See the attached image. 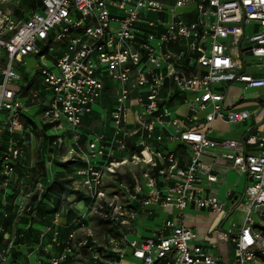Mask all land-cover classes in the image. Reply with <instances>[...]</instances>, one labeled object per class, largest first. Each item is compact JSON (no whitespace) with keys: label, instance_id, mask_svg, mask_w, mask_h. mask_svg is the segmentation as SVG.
<instances>
[{"label":"built area","instance_id":"obj_1","mask_svg":"<svg viewBox=\"0 0 264 264\" xmlns=\"http://www.w3.org/2000/svg\"><path fill=\"white\" fill-rule=\"evenodd\" d=\"M40 2L24 20H18L13 9L0 7V139L6 141L0 189L12 179L23 155L18 141L26 127L61 129L65 120L74 135L69 146L74 154L84 118L96 114L97 103L112 100L106 120L115 126L113 136L95 133L85 143V184L93 199L103 195L107 174L134 165L137 168L128 173V202L115 194L109 203L115 228L121 220L135 222L138 213L151 214L154 206L179 214L142 241L109 233L106 253L92 246L95 259L122 264L130 250L137 264H262L264 110L256 114L255 127L244 141L213 139L212 125L217 119L238 125L252 118L253 112L226 105V96L235 85H243L244 91L264 89V0H175L174 5L161 0ZM54 44L61 46L54 68L42 66L28 79L18 73L17 66L26 65L27 57H42ZM248 56L253 59L251 70ZM39 77L43 94L53 96L45 99L40 125L26 116L43 101L35 86ZM179 97L191 107L188 119L173 118L167 109ZM158 129L162 133L156 134ZM32 136L22 146L32 144ZM56 137L54 145L61 149L64 137ZM169 144L185 149L187 161L181 163L178 149L169 151ZM118 153L125 155L117 159ZM221 169L247 177L240 205L234 201L229 207L219 199ZM42 187L39 183L38 190ZM21 198L17 205L24 202L18 203ZM241 205L242 225L210 232L201 243H195L198 235L184 224L187 211L227 217ZM220 242L230 246L228 261L219 253ZM6 259L0 253V264ZM63 259L50 257V264Z\"/></svg>","mask_w":264,"mask_h":264},{"label":"rangeland","instance_id":"obj_2","mask_svg":"<svg viewBox=\"0 0 264 264\" xmlns=\"http://www.w3.org/2000/svg\"><path fill=\"white\" fill-rule=\"evenodd\" d=\"M162 2L174 5L175 0H161ZM37 0H10L5 3H0V7L11 8L15 11L18 20H24L33 10L36 8ZM181 11V10H178ZM214 22V21H213ZM60 44L52 45L51 51L42 56H30L27 57L24 61L26 65H18L17 71L22 75L23 78L28 79L31 75H34L38 70L43 67L54 68V55H56L60 49ZM248 63V70H251L250 65L253 64V59L251 56H248L246 59ZM36 88L39 92H42V102H39L36 106L30 107L29 112L26 115L32 121L41 124L42 120V107L44 106L46 100L50 101L53 97L49 93L44 92V85L42 78L39 77L35 82ZM237 89L241 88V85H235ZM244 102L240 103L234 110L235 111H250L260 107V102L264 103V90L258 94L256 90L249 89L243 91ZM47 97V98H46ZM179 100L167 109L172 113L173 118H185L188 119L192 116L191 107L182 103ZM94 111L101 112L102 115H105L104 120H106L107 109H103L101 103H97L94 106ZM99 124V123H98ZM96 124L93 126L92 130L96 131L99 129V125ZM252 120L245 122L239 126L233 125V131L230 132H215L213 131V138L217 140H244L254 129ZM106 128V127H105ZM174 131V129H173ZM32 136V144L24 148V152L29 155V160L32 163V166L38 165V171L31 173L30 178L32 181L30 183H25L22 191L24 202L22 203L23 198H21L18 203H22L20 209H16L14 203L8 196H5L4 190L0 189V193L4 196L2 197L3 205L11 213H24V212H33V209L41 207L44 212H49L50 209L53 211L51 203L47 202V195L50 191L48 185L43 184L42 191H38L35 182L39 180V177H42L41 166L43 160L45 162V154L51 153L50 161L53 165L62 166L67 163L70 171L68 175L61 174L59 184L63 187L61 196L59 197V203L57 204L55 213L64 215L62 219L52 221V224L56 226L58 223L57 234L50 231L48 227L42 230V242L43 243H52V251H56V254H50L49 257L52 258H65L61 261L60 264H98L97 260L94 257V254L91 253L90 249H87L84 245L88 236L94 239L101 247L107 245L108 238H106L105 233L109 229L114 230L113 234L118 235L116 238L121 239L124 235H128L130 240L141 237L145 235L143 225L147 226L155 225L154 222H148L144 218L146 215L138 213V219L135 222H132L130 225L125 223V221L120 222L115 228L114 225L108 224V212L110 210L109 203L114 199V195H120V198L127 203L130 192H131V180L128 178V173L130 170H135L134 167H124L121 171L116 174H107L105 177V187L101 189L103 194L101 197L93 199L94 193L90 190L89 186L85 184V143L89 140V133L85 131V128L79 130L78 135L80 136L79 147L76 148V153L70 154L69 146L72 145L73 134L70 130V127L63 120V126L61 129H40L38 127H26L25 130L19 133L21 141H28ZM64 137V145L61 149H57L53 142L55 141V136ZM20 144H18L19 146ZM21 146V145H20ZM178 144H170L171 150H177ZM50 157V155H48ZM121 155H117V159H121ZM120 157V158H119ZM103 160L98 158L97 161ZM46 165V164H45ZM73 170V172H71ZM60 172V171H59ZM234 171L229 173L225 178V186L221 190V195L227 203L232 205L236 200L238 205L241 204L242 199L244 198L245 190L247 188V183L245 182V177H241ZM239 183V186L232 195H229V192L233 190L231 186L235 182ZM54 182V180L52 181ZM8 194L13 195L12 192ZM2 196V195H0ZM53 204V203H52ZM193 212L187 211L186 213ZM244 211L242 205L237 208V210L231 215L230 220L225 224L224 231L229 230L233 224L242 225L244 220ZM144 217V218H143ZM106 219V220H105ZM111 220V219H109ZM255 222L257 225L262 224V220L255 216ZM114 223V222H113ZM138 231L136 233V231ZM27 242H33L34 234L30 233ZM73 235L74 239H71L70 236ZM37 236V234H36ZM57 247L58 249H55ZM46 264H50L46 263ZM264 264V262H262Z\"/></svg>","mask_w":264,"mask_h":264},{"label":"crops","instance_id":"obj_3","mask_svg":"<svg viewBox=\"0 0 264 264\" xmlns=\"http://www.w3.org/2000/svg\"><path fill=\"white\" fill-rule=\"evenodd\" d=\"M241 86L242 87L239 89L234 87V88H232L231 91H229L228 95L226 96V105L230 106L233 104L236 108L240 103L244 102L240 98L243 96L242 92L244 91L245 87L243 85H241ZM261 90H264V89L256 90V92L259 94L261 92ZM112 102H113L112 100H107V101L104 100L102 102L103 109L104 108L107 109V112L109 110H111V108L113 106ZM262 103L263 102H260V107H258V109L253 111L252 118L249 119V120H252V123L254 126H255V122H256V114L260 113L261 111L264 110V104H262ZM101 114H102L101 112L100 113L96 112V114H94V116L87 117L86 119L84 118V120H83V124L81 126V129L85 128V131L89 133V140L92 138L93 134H95V133L103 134L107 137H112L114 134L115 126H114L113 122L102 119L100 116ZM93 118H95L96 120H92ZM248 121H246V122H248ZM96 124H98L100 127L96 131H93L92 128ZM241 124H243V123H241ZM241 124H238L237 126H239ZM212 128H213V131H215V132L233 131V125L229 124L228 122H226L225 120H222V119H217L213 123ZM159 133H162L161 129H158L156 131V134H159ZM212 138H213V135H212ZM213 139H215V138H213ZM219 141H222V140H219ZM233 141H244V140H233ZM5 146H6V141L0 139V157L6 153ZM168 148H169V151H177V150H171L170 144H169ZM177 149H178V147H177ZM118 154L121 155L120 156L121 158H123V156L125 155L123 153H118ZM186 155H187V152L185 149H183V148L178 149V157H179L180 162L182 161L184 163L187 161ZM206 160L210 161V159H206ZM31 166H32V163H31ZM130 167H132V168L134 167V169L137 168V167L135 168L134 165H130L129 168ZM51 168H52V166L49 168L50 179L53 178ZM1 169H2V166L0 165V171H1ZM233 171L234 170L221 169L222 184L219 188H216V192L218 194L219 199L222 202H227L223 199L224 197L221 195V190L225 186V183H226L225 178L229 173H231ZM234 172L240 175L239 180L241 179V177H245L246 178L245 182L247 183V186L249 185V181L245 175H243L237 171H234ZM238 186H239V183L237 181L233 184V186H231V188L233 190H231L229 192V195H232L234 193V190H236L238 188ZM11 187H13V184H11V180H10L4 187L1 188V190H4L7 192V191L11 190L10 189ZM18 195L23 197L20 190H19ZM150 212H151V214H148V215L143 214V215H146L144 217H148V218H144V217L143 218L148 222H154L155 225H151V226H147V224L143 225L145 235L143 234V235H141V237L133 239V240L142 241L143 239L150 237L152 235V232L163 221H165L167 219H171V218H173L179 214V212L177 210H172L171 208H162L159 206L152 207ZM19 216L23 217V219H17L18 222L16 224H14V226L8 227L7 230L5 228L2 229V234L5 236V239L11 238L10 241H8V240L4 241L3 240L0 242V253L4 254L7 257L5 264H36L38 261H40L42 264L49 263L50 254L54 255V254H56V251L51 250V248L53 246L51 244V242H49V244L47 246L45 245V243L44 244L42 243L43 240H42V238H40L42 236V234H41L42 231L38 232V230H36V226L38 223L37 221H40L41 217H39L37 211H35V210L31 213L21 214ZM57 217H59V220H60V219H62L63 215L60 216L59 214H56L54 216V219H57ZM230 218H231V215H228L227 217H223V216H217L216 214H213L210 212H197V213L189 212L184 219V224L187 227L192 228L196 232V234L198 235L197 239L195 240V243H201L203 241L204 236H206L210 232H215L216 230L224 229L226 222L228 220H230ZM54 219L51 220V223L49 225H47V227L50 231L56 233L58 230V226L57 225L55 226L52 224V221H54ZM137 219H138V216H137ZM21 229H23V231H24L23 235L26 236L30 233H33L34 235L37 234V238H35V240H33V242H31V243L26 242L25 236H22L21 232L19 233V230H21ZM137 232L138 231H136V233ZM127 239L130 240L128 237H127ZM36 240L39 241L40 243H38ZM130 241H132V240H130ZM55 249H58V248L55 247ZM219 250H220L219 253L224 257V259L226 261H228L231 257L230 246L224 242H220L219 243ZM7 253H8V255H7ZM130 253H131L130 250H128V252H127L128 255L125 257L122 264H137L132 259ZM43 261H46V263H43Z\"/></svg>","mask_w":264,"mask_h":264},{"label":"trees","instance_id":"obj_4","mask_svg":"<svg viewBox=\"0 0 264 264\" xmlns=\"http://www.w3.org/2000/svg\"><path fill=\"white\" fill-rule=\"evenodd\" d=\"M40 4H41L40 0H37V5H36L35 9H37L40 6ZM105 101H107V99ZM111 111H112V108L108 112H111ZM92 120H96V119L93 118ZM33 127H36V126H33ZM51 127H52V125H45L42 128V130L45 129V128L50 130ZM56 139H57V137L55 136V141H56ZM55 141L53 142V144L55 143ZM23 142L24 141H21V139L19 138L18 144L21 145V146L19 145V147L23 148V155L21 156V158L19 159V161L17 162V164L15 166V173L13 174L12 179H11V184H13V187L10 188L11 189L10 191H7V192L4 191L5 192V196H8L9 199H11V201H12V203H14V206H15L16 209H20L22 207V204L21 205H17L16 204V201L19 198V195H18L19 190L22 193V191H23V187L22 186H24L25 183H30L32 181V179L30 178L31 173L35 172L36 170L37 171L39 170L38 169V165H35L34 167L31 166V162L29 160V155L24 152V148L26 146L25 147L22 146ZM48 155H50V157ZM51 157H52L51 153L50 154H45V158H46L45 162L43 160L41 166H39V168H41L42 177H39V180H37L35 182V186H36L37 190H38V184L39 183H43V184L45 183L46 185H48L50 191H49V193L47 195V202L49 204L51 203V206H52V209H53V211L50 209L49 212H44L41 207H39V208L37 207L36 208V206L33 209V211L34 210L37 211L39 217H41V220L37 221L38 223H37V226H36V230H38V232H41L44 228H46L47 225H49L51 223V220L54 219V216L57 214V213L54 212V211H56L55 207L59 203V197L61 196L62 191H63V187L59 184V180H60L61 174L68 175V172L70 171V168H69L67 163L63 164L62 166L53 165L52 168H51V172H52V176H53L54 182L49 183L48 181L50 179V173H49V168L47 167V164L49 162H51L50 161ZM71 172H73V170H71ZM127 175H128V178L131 180L129 174H127ZM131 183H132V181H131ZM8 192H12L13 195L8 194ZM1 195L2 196H0V242L3 241V240L4 241L6 240L5 236L2 234V229L5 228L7 230L8 227L14 226V224H16L18 222L17 219H23V217L19 216L22 213H11V212L8 211V209L2 204L3 203L2 197L4 195L3 194H1ZM27 213H31V212L30 211L24 212L23 214H27ZM109 214H110V210L108 212V215ZM109 219H111V218H108V220H106V219L105 220L108 221L109 225H113V221L109 220ZM113 231L114 230L109 229L107 231L108 233H105L106 238H108V234L112 233ZM20 232H21L22 236H25V235H23V233H24L23 229L19 230V233ZM29 236H30L29 234L25 236L26 242H27V238H29ZM116 236H118V235H115V237ZM33 238L35 240V238H37V236L35 235V237H33ZM10 240H11V238L8 239V241H10ZM108 241H109V238H108ZM37 242L40 243L39 241H37ZM48 244L49 243H45L46 246ZM108 244H109V242L107 243L106 246H108ZM84 245H86L85 247L87 249L91 250L92 246H94L100 253H102V254L106 253V250H105L106 246L105 247H101L98 243L95 242L94 239L92 240V238H90L89 236H88V239L86 240V243H84ZM91 253H93L92 250H91ZM104 256H105V258H110L111 257V255H104ZM43 263H46V261H43ZM97 263L98 264H105V263H102L99 260H97Z\"/></svg>","mask_w":264,"mask_h":264},{"label":"bare ground","instance_id":"obj_5","mask_svg":"<svg viewBox=\"0 0 264 264\" xmlns=\"http://www.w3.org/2000/svg\"><path fill=\"white\" fill-rule=\"evenodd\" d=\"M8 235V234H7Z\"/></svg>","mask_w":264,"mask_h":264},{"label":"snow or ice","instance_id":"obj_6","mask_svg":"<svg viewBox=\"0 0 264 264\" xmlns=\"http://www.w3.org/2000/svg\"><path fill=\"white\" fill-rule=\"evenodd\" d=\"M250 239V238H249Z\"/></svg>","mask_w":264,"mask_h":264}]
</instances>
